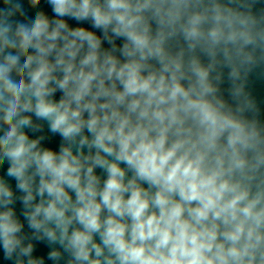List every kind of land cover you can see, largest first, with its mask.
<instances>
[{"label":"clouds","instance_id":"obj_1","mask_svg":"<svg viewBox=\"0 0 264 264\" xmlns=\"http://www.w3.org/2000/svg\"><path fill=\"white\" fill-rule=\"evenodd\" d=\"M0 264H264V0H0Z\"/></svg>","mask_w":264,"mask_h":264}]
</instances>
